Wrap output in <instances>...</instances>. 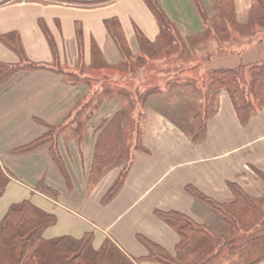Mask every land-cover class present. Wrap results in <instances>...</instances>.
Masks as SVG:
<instances>
[{"label": "crops", "instance_id": "0c3cea01", "mask_svg": "<svg viewBox=\"0 0 264 264\" xmlns=\"http://www.w3.org/2000/svg\"><path fill=\"white\" fill-rule=\"evenodd\" d=\"M105 1L0 0V36L14 35L24 63L32 65L22 66L19 54L0 40V63L15 68L0 86V222L10 206L28 200L55 217L41 232L42 239L78 241L92 233V251L109 240L133 264H161L145 259L148 250L138 236L162 248L176 264L214 263L223 251L235 259L219 264H264V214L227 215H233L228 206L235 190L255 203L264 200V105L241 124L227 92L219 89L205 137L192 142L152 104L137 103L133 117L140 118L138 137L126 152L129 169L118 193L102 204L127 160L120 158L88 182L103 123L125 106L122 88L139 85L143 91L177 73L201 77L264 62V0H232L233 15L224 26L229 41L208 42L215 39L214 27L209 39L195 47L184 46L186 39L201 38L215 25L214 1L154 0L172 33L184 41L177 51L157 59L146 55L139 42L154 45L159 39L160 25L147 0ZM112 19L121 27L129 55L120 52L105 28L104 21ZM225 42L231 51L222 52ZM209 46L215 49L208 51ZM208 54L213 56L205 58ZM145 66L151 71L145 73ZM88 96L101 99L94 103ZM48 128L58 130L53 148L60 168L50 143L14 153ZM188 186L219 204L221 211L193 197ZM155 211L182 215L200 229L189 230L181 245L176 230ZM191 237H200L198 245L209 241L211 247L191 254Z\"/></svg>", "mask_w": 264, "mask_h": 264}, {"label": "trees", "instance_id": "16d2710c", "mask_svg": "<svg viewBox=\"0 0 264 264\" xmlns=\"http://www.w3.org/2000/svg\"><path fill=\"white\" fill-rule=\"evenodd\" d=\"M109 1L111 0H107L105 2ZM213 1L216 10L214 20L223 27L217 26L215 22V25L209 27L203 35L210 36V29L215 27L217 32H215L214 35L215 39L212 38V40H214L215 43L216 41H227L230 39V35L227 33L224 26H226L225 24L233 15V9L231 7L232 0ZM147 2L152 11L155 13L157 21L160 25V32L158 35L159 39L154 45L145 42L143 39L139 42H141L142 51L144 53L145 51H151L153 53V55L149 57H154V59L162 58L174 53V51H177L178 47L184 44V41L182 40L183 38L181 39V37L175 36L172 33L170 27L168 26V22L158 10L154 0H152V2L147 0ZM229 12L231 15L227 16ZM104 25L120 52L122 54L129 55L127 52V44L119 23L115 19H112L105 20ZM240 35L243 36V33ZM0 40L19 54L22 66H32L24 63L25 56L19 51L20 48L14 35L0 36ZM186 40L188 44H185L184 46L188 45L195 47L201 43L199 42L200 36L198 37V35L190 36ZM51 49L53 54H55V50L52 45ZM210 56H213V54H208L205 58H209ZM13 67L14 66H8L0 63V85L8 79L11 71H14L15 68ZM182 67L183 66H177V69H182ZM129 74L131 75L133 73L129 72ZM168 81L169 83L167 85H160L163 87L158 86L159 89L158 87L150 86L148 88H143V91H140L141 89L139 85L133 90L131 87L129 89L125 87L122 88V92H119L123 94L121 95V98L127 100L128 102L131 101V108L129 110L130 114L127 116L126 110L128 112L129 108L123 107L116 112L115 115L108 120V122L103 123L105 126L96 138L95 151L88 182H95L101 175H103L109 165L120 162V158L123 160L121 152L125 146L123 144L124 138H122L123 130L125 128L124 119L125 117L132 119L131 113L133 112L134 106H136L137 103L141 104L143 107L152 104L159 111L161 103H159L160 101L155 97L166 96V93H164L166 90L174 89L176 87H191L192 84H195V86L188 92L181 90L183 95L187 97L197 96L199 98H205L212 93V97L214 98L213 104H215L216 93L219 89H224L231 100L237 118L241 124L247 123L251 115L256 113L264 105V62L253 65L239 64L236 68L214 70L209 72L207 76L202 75L201 77L198 73L189 77L180 76V78L176 76L175 78H172L170 76ZM168 81H165V83ZM180 82H182V84ZM163 88L164 92L161 90ZM99 99L101 98H90V101L95 103L99 101ZM201 103L202 100H199V103L197 105L195 104L196 111L191 109L192 106L190 103L188 104L187 107L189 110V116H191V121L201 120L202 110L204 112V108L200 105ZM127 106L129 105L127 104ZM212 111H214V106ZM212 111L211 113L204 115L202 124L192 132H187L183 129L180 123L172 118H168L177 124L179 128L190 137L192 142H199L205 137L206 120L210 117ZM160 113L165 115L163 112ZM137 124H140V121ZM57 131L58 130L55 128H48V131L41 137L14 153L31 151L44 144L50 143L51 156L60 168L61 161L59 155L55 148H53L55 146V132ZM125 160L128 162L129 159H127V156H125ZM128 169L129 166H126L121 170L119 177L102 197V204L110 201L115 194L118 193ZM2 189L3 185L0 182V194ZM37 189L41 192H46V189L41 188L40 186L37 187ZM186 190L188 193L193 195V197H196L209 204L214 209L221 211L222 207L219 204L207 198L199 191L194 188H190L189 186L186 187ZM234 196V201L231 203V206H228V208L233 212V215H230V212L227 214L229 218L233 217L236 219L246 217L250 214L256 218L263 216L264 200L255 203L240 189L234 191ZM154 214L176 230L181 238V245L186 243L187 232L189 230L200 229L199 226L182 215H177L172 212L163 213L159 211H155ZM54 219L55 217L53 215L41 211L28 200H23L20 203L10 206L0 222V264H133L130 260H124L109 240H104L96 251H92V233H85L78 241L69 240L67 237H58L51 240L42 239L41 232L48 225L52 224ZM137 238L143 242V245L148 250V255L145 259L161 264H176L169 258L167 253L162 248L141 236H138ZM228 244L229 243H227V245ZM234 247L230 246L229 248L233 249ZM114 257H119L120 259L117 260ZM208 261L209 259L206 260V264Z\"/></svg>", "mask_w": 264, "mask_h": 264}, {"label": "rangeland", "instance_id": "374dc122", "mask_svg": "<svg viewBox=\"0 0 264 264\" xmlns=\"http://www.w3.org/2000/svg\"><path fill=\"white\" fill-rule=\"evenodd\" d=\"M149 1L152 2V0H149ZM229 28H231V27H229ZM208 39H209V36H206L205 35V36H203V37L200 38V41L203 42V41H207ZM210 41H213L212 38L208 42H210ZM227 41H229V40H227ZM210 49H215V46L214 47L209 46V50L208 51H210ZM222 49H223L222 52L231 51V44H228V42H225L223 44V46H222ZM145 53L148 56H152L153 55V53L151 51H145ZM159 63L160 62L155 63V64H159ZM153 66H155V65H153ZM148 67H151V66H148ZM144 70H145V73L148 72V71H151V69H148L147 66H145V69ZM13 73H14V71H11V73H10V75L8 77H10ZM194 74L195 73H192V75H194ZM93 77H95V76H93ZM176 77H179L180 78V76L178 74H176ZM91 81H92V83L94 85V88H96V86L98 84H95L94 83V82H96L95 79H91ZM131 83H132L133 86H135V84L133 82H131ZM168 83H169V81L166 82V83L165 82H162L160 84L161 85H167ZM180 83L182 84V82H180ZM160 84H159V87H163V86H160ZM101 86L104 87L105 86V83L101 84ZM194 86H195V84H192L191 87H182V88L176 87L174 89L166 90L164 92V93H166V96H157V97H155L156 99H158L160 101L159 103H161V105L159 107V111L160 112H163L165 114V116H167L169 118H172L173 120H175L178 123H180V125L183 127V129H185L187 132H192L193 130L195 131L196 128L202 124L204 115L211 113V111L213 110V106H214V104H213V99L214 98L212 97V93L208 97L199 98L197 96H188L187 97V96H184L183 93L181 92V90H184V91H187L188 92ZM159 87H158V89H159ZM158 89H157V92H158ZM89 98L90 97L88 96V100H89ZM121 99L125 103L124 108L125 107L129 108L128 109V112L126 110V115L128 116L130 114L129 110L131 108V106H130L131 101L128 102L127 100H125L123 98H121ZM199 100H202V103L200 105L204 108V112L202 110L201 120L191 121L190 120L191 119V116H189V110H188V107L187 106L190 103V105L192 106L191 109L193 111H196L195 104L197 105L199 103ZM84 101H87V99H85ZM82 104L83 103L81 102L80 105H82ZM127 104L129 106H127ZM136 107H137V104H136V106H134L133 112L131 113L132 119L129 118V117H125V119H124L125 128L123 130L122 138H124V139L126 138V140L128 139L129 144L127 146L125 145L123 147V150H122L123 160H125V156H126L127 150H130L131 147H133L132 145L134 144V142H136L137 138L135 139V137L136 136L138 137V135H137L138 133L136 131L135 125L140 120H139V118L137 116L136 117H133L135 115L134 114V111H136V109H137ZM121 163L124 164V162H121ZM128 163H129V161L126 162V166L128 165ZM0 181H1V179H0ZM223 232H225V231H223ZM197 236H199V235H197ZM199 238L200 237H191L190 238V240L188 242V246L190 245V250H191L190 253L191 254L192 253H198L199 251H203V250L208 249V248L211 247V243L209 241H203L201 243L203 246L202 245H198L197 242H198ZM215 250H216V247H213L212 250L210 251V252H212L211 255H210V257L215 253ZM114 258L117 259V260L120 259L119 257H114ZM233 259H235V258L232 257V256H230V254L227 251H223L221 257L219 258V260L215 261L214 263L211 262L210 264H219V262H221V261H224V262L225 261H232Z\"/></svg>", "mask_w": 264, "mask_h": 264}]
</instances>
